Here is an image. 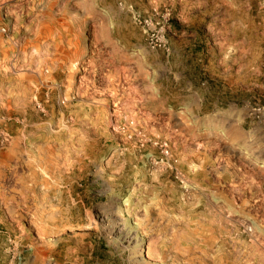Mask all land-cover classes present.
Segmentation results:
<instances>
[{"label": "rangeland", "instance_id": "rangeland-1", "mask_svg": "<svg viewBox=\"0 0 264 264\" xmlns=\"http://www.w3.org/2000/svg\"><path fill=\"white\" fill-rule=\"evenodd\" d=\"M0 264H264V0H0Z\"/></svg>", "mask_w": 264, "mask_h": 264}]
</instances>
